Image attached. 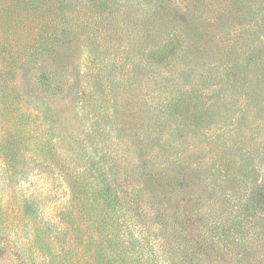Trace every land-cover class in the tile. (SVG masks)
Returning a JSON list of instances; mask_svg holds the SVG:
<instances>
[{
  "label": "trees",
  "instance_id": "1",
  "mask_svg": "<svg viewBox=\"0 0 264 264\" xmlns=\"http://www.w3.org/2000/svg\"><path fill=\"white\" fill-rule=\"evenodd\" d=\"M0 117L18 264L264 251V0H0Z\"/></svg>",
  "mask_w": 264,
  "mask_h": 264
},
{
  "label": "rangeland",
  "instance_id": "2",
  "mask_svg": "<svg viewBox=\"0 0 264 264\" xmlns=\"http://www.w3.org/2000/svg\"><path fill=\"white\" fill-rule=\"evenodd\" d=\"M24 34L25 35L23 36V41L25 40L27 32H25ZM2 122L3 124H5L4 118L2 119V117H0V126ZM30 127H26L25 131H28ZM3 129H1L0 131H3ZM36 134L37 132H35V138ZM40 168V163L37 162H32L31 164L26 166L24 171L28 172L27 176H30L29 180L27 181V185L30 186V189L33 192L40 194L41 201L45 203L46 216L52 215L53 218H56L55 215H57V208L55 209L53 206H56L59 194H62L61 191L65 190V184H62L61 179L57 180L56 177L54 178L50 175H47L48 178H44L46 174L44 175L42 171H38ZM7 173L8 171L6 170L4 161L0 160V187L5 184L4 177ZM2 198L3 197H1V199ZM6 204L8 205L7 207H5L6 212L13 213L14 203H12L11 201L9 204ZM260 220V226L258 228L263 230L262 234H264V217H261ZM262 238L264 241V236H262ZM261 249L264 250V248ZM17 252L23 257V252L17 250V248L14 249V247L11 248L10 246L8 247L5 245H1L0 264H18L19 258ZM214 258H216V261H214L215 264H264V251L260 253L259 251H257V249L254 250V248H248L247 242V248H236V251H234L233 254H227L226 256H214Z\"/></svg>",
  "mask_w": 264,
  "mask_h": 264
}]
</instances>
